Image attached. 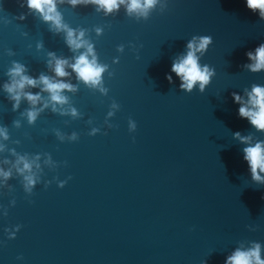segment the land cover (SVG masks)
<instances>
[{
  "label": "water",
  "instance_id": "obj_1",
  "mask_svg": "<svg viewBox=\"0 0 264 264\" xmlns=\"http://www.w3.org/2000/svg\"><path fill=\"white\" fill-rule=\"evenodd\" d=\"M59 10L71 27L87 30L99 62L114 76L104 74L107 96L82 83L77 93H66L80 119L47 109L29 125L20 116L29 105L22 102L13 112L2 91L11 62L25 64L33 76L52 75L47 52L65 58L79 53L38 15L13 19L27 13L19 0H0V126L10 136L0 142L21 154L50 153L60 166L45 168L42 181L72 177L64 188L53 180L45 189L41 182L28 196L13 172L8 182L13 190L0 188V206L8 210L4 216L0 208V264H224L251 241L262 244L264 258V185L252 181L243 159L246 145L233 139L239 131L264 140V132L239 117L231 95L264 86V71L242 67L250 63L246 53L264 43V20L246 0H168L163 13L157 8L140 21L123 7L107 17L93 6L65 4ZM96 27L104 29L102 35ZM193 35L213 40L200 60L216 73L204 93L198 86L192 93L181 91L171 73L172 61ZM37 43L43 47L37 49ZM121 44L123 53L116 51ZM8 49L15 55L8 56ZM116 57L119 63L113 64ZM72 82L77 83L75 74ZM113 100L120 109L109 121L114 127L106 129ZM129 118L137 124L135 132L128 130ZM17 119L19 129L13 126ZM91 127L101 132L89 136ZM56 129L75 131L79 140L61 143ZM5 158L14 157L0 153V167L7 169ZM40 163L44 167L43 157ZM16 225H22L16 238L7 239L5 229Z\"/></svg>",
  "mask_w": 264,
  "mask_h": 264
},
{
  "label": "clouds",
  "instance_id": "obj_2",
  "mask_svg": "<svg viewBox=\"0 0 264 264\" xmlns=\"http://www.w3.org/2000/svg\"><path fill=\"white\" fill-rule=\"evenodd\" d=\"M65 4L73 9L77 6H93L96 12H102L105 17L119 13L123 7L128 17L140 21L147 20L157 8L163 13L168 7V0H19V6L26 7L27 13H21L13 19L23 21L27 15H38L44 23L49 25V31L54 34H64V42L72 53H79L71 58H65L58 57L55 52H47V69L52 75L41 72L38 76H33L29 74L25 64L15 60L11 62V66L5 73L8 80L3 83L2 91L11 103L13 112L20 109L22 102L29 105L20 113L21 118L26 119L29 125H34L38 117L47 109L60 116H70L74 120L80 119L82 114L70 103V97L66 93H77L79 84L82 83L88 89L107 96L109 89L105 87L104 74L107 73L109 78L114 76V72L109 70L108 64L99 62L94 43L86 38L87 30L73 28L64 21L59 6ZM246 7L253 13H258L259 18L264 20V0H246ZM4 23H11V21L5 20ZM103 31L102 27L95 28L97 36L102 35ZM212 43V37L209 35H193L186 44V51L172 61L171 73H174L179 79L181 91L192 93L198 86L199 92L204 93L210 84L216 74L215 69L207 64L202 65L200 60ZM129 46L135 50L134 44ZM36 47L41 49L43 44L37 43ZM124 47L123 44L118 45L116 51L123 53ZM7 55L14 56L15 53L8 49ZM246 56L250 63L242 65L243 68L253 73L264 71V43H261L254 51H248ZM112 63L118 64L119 57L114 58ZM73 74H75L77 83L72 82ZM166 79L169 83H174L171 74H166ZM32 89H39V91L33 93ZM231 95L233 101L239 105V117L247 119L258 132H264V86L253 84L250 91L244 90L243 96L237 92H233ZM119 109L120 105L113 100L104 120L106 129L114 127L109 121ZM88 124H92L91 119L88 120ZM13 126L19 129L21 120H14ZM136 128V122L129 118V132H135ZM54 131L56 138L61 143L79 140V134L75 131L71 134H65L59 129ZM100 132L99 127H91L88 135L95 136ZM107 134V131L103 132V135ZM0 139L3 141L10 139L6 126H0ZM233 139L246 145L243 148V159L248 164L252 181L264 185V140H258L252 134L241 135L239 131L233 133ZM14 143L19 144L20 141L17 140ZM2 152H8L14 157V160L5 158L2 161L3 165H10V167L7 169L0 167V179H2L0 188H6L9 192L13 190L12 185L8 183L10 179L14 178L13 172L16 173V177L20 178L23 191L28 196L33 194L34 188L41 182L45 189L53 180L56 181L59 188H64L68 180L72 178L69 176L65 180H60L58 177H53V180L42 181L45 168L55 170L60 166L59 162L53 160L50 153L21 154L15 148H9L7 144L0 142V153ZM42 157L44 167L40 163ZM67 163L64 161V166H67ZM15 203L16 200L12 199L10 206H15ZM0 208L3 210V215L7 216V208L3 206ZM21 227L22 225H16L13 229L6 228L7 239H15L16 233L20 231ZM249 230L255 231V228L249 226ZM2 243L4 242L0 241V244ZM17 259H23V257L18 256ZM203 264H206V261ZM224 264H264L262 244L255 241H251L247 247L241 244L231 255L226 257Z\"/></svg>",
  "mask_w": 264,
  "mask_h": 264
}]
</instances>
